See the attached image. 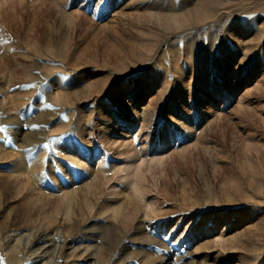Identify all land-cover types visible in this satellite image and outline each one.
Returning <instances> with one entry per match:
<instances>
[{"label": "rangeland", "instance_id": "rangeland-1", "mask_svg": "<svg viewBox=\"0 0 264 264\" xmlns=\"http://www.w3.org/2000/svg\"><path fill=\"white\" fill-rule=\"evenodd\" d=\"M0 264H264V0H0Z\"/></svg>", "mask_w": 264, "mask_h": 264}]
</instances>
